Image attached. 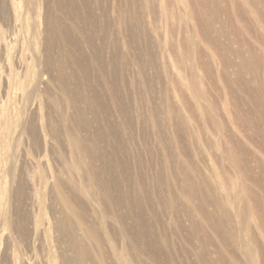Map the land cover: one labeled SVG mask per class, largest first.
<instances>
[{
    "label": "rangeland",
    "instance_id": "obj_1",
    "mask_svg": "<svg viewBox=\"0 0 264 264\" xmlns=\"http://www.w3.org/2000/svg\"><path fill=\"white\" fill-rule=\"evenodd\" d=\"M55 1L0 0V264H76L58 231L66 216L95 227L97 241H82L90 253L96 244L107 254L120 248L127 241L121 227L131 223L103 182L92 140L103 126L94 115L110 103L101 99L82 112L81 96L92 91L50 41L69 25L70 0L61 12ZM94 1L87 0L91 11ZM99 1L96 25L85 32L117 40L118 70L128 72L131 87L118 79L113 89L128 135L139 146L148 136L154 161L158 141L164 146L179 236L154 209L170 245L186 264H202L201 250L210 264H264V0Z\"/></svg>",
    "mask_w": 264,
    "mask_h": 264
},
{
    "label": "bare ground",
    "instance_id": "obj_2",
    "mask_svg": "<svg viewBox=\"0 0 264 264\" xmlns=\"http://www.w3.org/2000/svg\"><path fill=\"white\" fill-rule=\"evenodd\" d=\"M55 2L57 12H61L64 8L62 5L64 0H56ZM94 3L95 11H91L87 0H70L69 25L62 27L61 40L50 41L61 44L64 54H68L62 60L63 64L70 66L72 70L75 69L76 76L80 77L79 82L82 79L84 90L88 88L92 91L91 96H81L85 105L82 112L90 104L101 99H107V102L111 105L110 107L108 104H102L104 111L100 116L94 115V120L102 123L103 126L94 133L92 140L96 143V149L103 161L105 173V181L103 180V182H109L115 192V198L111 196V192H105L103 199L106 203L113 199L118 208L126 209L127 215L131 219L129 226L123 225L121 227V235L127 238L128 243L126 241L120 248L111 249L108 254L100 244H96L90 253L82 241H97L95 227L84 224L79 219L72 224L67 218L68 216L61 220L58 231L67 243L69 250L73 253L76 264H110L108 262L109 257L114 258L117 264H147L142 259L138 260L137 257H141V254L148 255L147 257L150 260L148 264H186V259H183L170 245L167 233L162 228V221L160 220L162 216L159 217L154 209L157 207L161 210V214L168 215L167 221L174 228L173 236H179L178 224L174 220V216L178 212L175 208V200L173 195L167 194L171 192V188L166 177L167 167L164 146L159 140L160 152H157L159 154H157V159L154 161L155 153L151 148L148 136L143 135L140 137L144 142L143 146H139L134 143L132 136L128 135V116L120 113L122 103L116 98L113 81L120 79L129 89L131 80L128 84V72L122 74L118 70V60L120 58L117 53V40H91L86 35V27L95 26L94 17L96 14L100 16V1L95 0ZM113 19L115 23L116 17ZM54 21L59 25V15H54ZM79 34L85 40H77ZM68 44L71 48L69 50L65 49ZM105 52H107L106 55ZM129 64L127 60V67H129ZM127 97H129L128 94ZM79 111L81 109L77 110L76 114L81 117L82 113H79ZM114 114H117V116L119 114L117 122L113 119ZM66 135L71 140L72 146L77 150L79 144L73 132L67 129ZM100 143L105 144L106 147L101 148ZM150 178L152 185L149 184L148 188ZM153 180H155V183H153ZM111 197L112 199H110ZM58 198L65 207L69 208L71 203L60 190L58 191ZM186 201L189 207L191 202ZM214 204L216 205V203ZM113 216L120 222L123 219L118 213H113ZM224 217L229 218L228 215ZM228 226V224L225 226L222 224L221 228L229 231ZM193 227L194 225L191 226L192 230L190 229L189 232V236L192 237L194 236ZM77 229L83 230L82 239L77 236ZM130 249L134 250L137 256L130 255ZM196 257L200 259L202 264H210V261L202 259V250L196 254ZM68 262L66 260L64 264H68Z\"/></svg>",
    "mask_w": 264,
    "mask_h": 264
}]
</instances>
